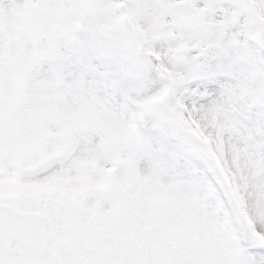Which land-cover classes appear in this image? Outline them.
Returning a JSON list of instances; mask_svg holds the SVG:
<instances>
[{"label":"snow or ice","instance_id":"snow-or-ice-1","mask_svg":"<svg viewBox=\"0 0 264 264\" xmlns=\"http://www.w3.org/2000/svg\"><path fill=\"white\" fill-rule=\"evenodd\" d=\"M0 264H264V0H0Z\"/></svg>","mask_w":264,"mask_h":264}]
</instances>
